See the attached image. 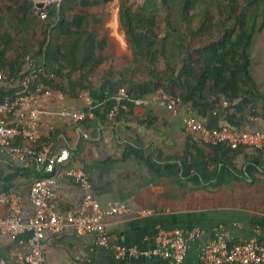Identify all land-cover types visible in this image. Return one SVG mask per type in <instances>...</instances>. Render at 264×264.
I'll list each match as a JSON object with an SVG mask.
<instances>
[{
	"label": "trees",
	"instance_id": "16d2710c",
	"mask_svg": "<svg viewBox=\"0 0 264 264\" xmlns=\"http://www.w3.org/2000/svg\"><path fill=\"white\" fill-rule=\"evenodd\" d=\"M112 1L51 0L39 7L34 0H0V103L12 98L34 70L36 86L69 98L83 91L164 93L181 98L210 128L242 133L254 119L264 121V87L251 73L264 0H120L122 46L100 30L103 5ZM96 7L101 11L92 12ZM121 47L126 63L120 67ZM124 104L119 121L135 107ZM56 133L45 134L42 142H52ZM188 145L216 168L241 154L247 160L264 154V147L232 148L227 142L204 145L189 138ZM34 170L41 173L36 180L49 176L43 168L34 165ZM0 193H11L10 182H0ZM252 225L263 229L264 216Z\"/></svg>",
	"mask_w": 264,
	"mask_h": 264
},
{
	"label": "crops",
	"instance_id": "0c3cea01",
	"mask_svg": "<svg viewBox=\"0 0 264 264\" xmlns=\"http://www.w3.org/2000/svg\"><path fill=\"white\" fill-rule=\"evenodd\" d=\"M89 92L95 117L86 125L72 124L60 115L85 110L78 97L64 95L60 100L43 101L42 119L57 132L52 143L69 149L67 168L82 170L90 184L85 188L64 173L51 188V203L63 217L67 212L94 214L91 207L83 208L90 194L102 209L124 204L128 211L103 217L106 245H99L94 233L78 234L65 220L61 232L45 234L44 264H169L158 256L127 253L119 257L117 247L151 249L160 229L174 228L202 229V237L189 242L183 263L202 264V245L215 239L217 232H227L234 241L255 236L252 221L264 216V154L261 160H247L246 154H241L226 166H208L188 145L184 108L173 112L161 105L135 106L132 114L112 125L108 113L117 103L119 91ZM148 116L154 118L150 125L145 122ZM242 129L264 133V121L256 118ZM34 163L0 152V182H10L24 221L34 215L29 189L41 175L34 165L42 167ZM221 192L228 193L222 203L216 198ZM239 199L241 203L235 204ZM148 209L153 213H142ZM8 213V206L0 201V216ZM30 239L29 232L18 238L0 233V264H25Z\"/></svg>",
	"mask_w": 264,
	"mask_h": 264
},
{
	"label": "built area",
	"instance_id": "2783aa9c",
	"mask_svg": "<svg viewBox=\"0 0 264 264\" xmlns=\"http://www.w3.org/2000/svg\"><path fill=\"white\" fill-rule=\"evenodd\" d=\"M36 73L32 70L21 81L20 90L12 98L0 103V152L8 154L17 161H35L49 174L48 177L35 180L29 189L30 201L34 208L33 217L24 221L21 217L19 199L13 193L0 196L1 203L8 206L7 216H0V233H6L18 238L25 233H31V251L23 261L25 264H44L45 251L43 240L46 232L59 233L64 228L65 220L78 234L94 233L97 243L106 245V235L103 217L105 215L123 214L128 211L124 204L110 205L102 209L96 200L88 194L83 208L91 207L94 214L67 212L65 217L58 214L51 203L52 186L64 173L85 188L90 184L85 173L80 169L67 168L71 159L68 148H59L52 142L43 143V136L52 132L50 126L42 119V105L45 99L60 100L64 94L59 91L44 89L36 86ZM117 103L108 113L112 125L118 124L121 110H127L124 101L134 106L149 107L161 105L178 112L180 108L186 111L183 118V130L193 142L204 145H216L227 142L232 148L240 146L262 149L264 147V133L242 132L236 133L228 126L209 127L204 124L186 105L181 98L168 94H153L146 97H135L127 92L119 91ZM79 100L86 109L76 113L61 112V117L72 124H78L95 117L94 99L89 91H83ZM65 171V172H64ZM143 214H152L153 210H143ZM256 234L248 240L234 241L225 231L217 232L213 240L203 243L200 253L202 264H264V235L263 229H256ZM200 228L184 230L181 228L160 229L156 237V246L151 249L138 251L135 248L125 249L117 247L119 257L125 254L133 256H158L165 258L169 264H183L189 247V242L199 239L203 235Z\"/></svg>",
	"mask_w": 264,
	"mask_h": 264
},
{
	"label": "rangeland",
	"instance_id": "374dc122",
	"mask_svg": "<svg viewBox=\"0 0 264 264\" xmlns=\"http://www.w3.org/2000/svg\"><path fill=\"white\" fill-rule=\"evenodd\" d=\"M39 7H44L51 0H34ZM120 0H113L112 2L103 5V19L100 26L102 33L107 34L111 39H113L119 45H124L125 42V30L120 21ZM101 8H93L92 12H99ZM121 53L117 55V64L121 67L124 66L126 61L121 58L124 49L120 48ZM251 73L258 82V85L264 87V25L257 36L255 45L253 46V60L251 66ZM227 192H221L216 197L221 200L220 203L227 200ZM242 196V190L239 191ZM241 198V197H240ZM241 203V200H237L235 204Z\"/></svg>",
	"mask_w": 264,
	"mask_h": 264
}]
</instances>
